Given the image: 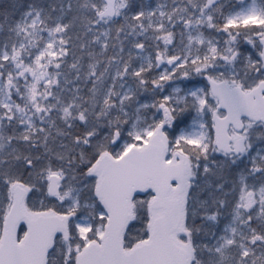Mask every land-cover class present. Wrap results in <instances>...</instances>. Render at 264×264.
<instances>
[{
    "label": "snow or ice",
    "instance_id": "1",
    "mask_svg": "<svg viewBox=\"0 0 264 264\" xmlns=\"http://www.w3.org/2000/svg\"><path fill=\"white\" fill-rule=\"evenodd\" d=\"M0 264H264V0H0Z\"/></svg>",
    "mask_w": 264,
    "mask_h": 264
}]
</instances>
